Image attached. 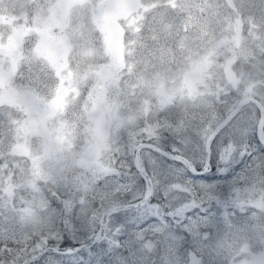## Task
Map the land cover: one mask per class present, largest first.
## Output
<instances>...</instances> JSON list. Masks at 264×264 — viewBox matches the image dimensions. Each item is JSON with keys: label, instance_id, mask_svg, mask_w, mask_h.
Wrapping results in <instances>:
<instances>
[{"label": "trees", "instance_id": "obj_1", "mask_svg": "<svg viewBox=\"0 0 264 264\" xmlns=\"http://www.w3.org/2000/svg\"><path fill=\"white\" fill-rule=\"evenodd\" d=\"M242 1L246 3L244 6H249L251 9L260 7L259 5L263 2V0ZM231 3L233 1L186 0L184 2V0H181L173 2V0H144V4L152 9L148 19L144 21L138 19L134 21L127 20L128 22H125L121 16L122 33L124 29L122 42H124L127 49L132 50L134 53L131 56H124L126 65L124 68L122 67L120 73L123 85L121 86L122 90L119 91V113L124 117V120H121L118 126L110 127L108 125L103 132V156L99 161L105 167L104 171L96 165L86 166L81 163L77 153H72L73 149L71 155H69L70 159L67 161V168H65L67 164L59 168H48L46 162L49 159L45 158L42 152H37V140L35 146L14 148V144H21L18 139V129L19 123L25 118L21 116L18 107L0 98V121L2 120L0 129L3 127L0 132V191H2L0 192V217H2L0 218V264H17L21 262L27 256L36 253V249L38 251L39 241L47 240L60 232L63 227L62 223L60 225L61 215H59L61 199H66L68 194L76 196L89 189V186L91 189L94 186L101 185L106 178L116 176V170L121 172L128 169L138 142L151 141L165 149L175 144L184 153L183 155L191 159L196 158L195 161L198 164L200 146L206 145L208 133L213 129L215 123L224 116L223 114H226L237 104L236 101L251 94L259 97L264 104V95L260 94V91L256 89L249 91L251 82L255 80L264 90V40L258 39L249 30L251 25H258L259 22L256 21L253 14L246 22V33L239 44H237L239 38L236 33L232 36L228 35L220 49H206L208 44L214 43V40L210 39L211 37L220 36L222 34H220V31L223 32V29L229 31V25L224 26V23H228L233 16L225 7L230 8L229 4ZM14 11H20V9ZM79 12L80 10L75 12V19H78ZM254 12L259 16L264 15L261 7L254 10ZM244 13L246 14V12ZM78 21H73L71 34L74 43L77 44L75 59L85 65L84 71H79L82 75H85L83 86V92H85L93 79L91 68L93 67L94 70L96 65H100V61H103L106 57V50L103 42L98 44L95 41L96 32L77 29ZM132 22L143 24L140 25V32L133 30V27L136 26H131ZM146 29L147 31H145ZM100 33L97 32L98 35L102 36ZM231 45L236 48L234 51L229 50ZM106 49H108V46H106ZM230 54L245 57V62L238 61L233 65V80H229L227 83L222 68L225 58ZM205 58L208 61L204 60ZM23 59L28 68L27 74L34 73L36 77L38 75L47 77V72L50 70L46 65L39 66L31 51L26 53ZM201 61L203 64L200 65ZM192 71L194 73L191 74ZM195 75L196 77L193 78ZM192 78L193 81L189 82ZM15 82L16 84L37 83L33 80H15ZM24 88L37 92V84ZM46 88L49 87L46 86ZM1 90L0 87V93ZM84 99L72 100L71 109L64 118L58 120L55 118L54 123L45 126H50V129L57 126L65 130L70 125L69 118L76 125L85 123L90 118L87 113L90 108L87 104H84ZM248 104L244 105L242 111L240 110L241 113L239 112L231 120V123L224 127L225 129L222 132L224 138H220V134H218L212 143L215 146V142L220 141L224 153L227 152L226 155H232L233 153L235 155L237 149L245 143L257 146L255 134L258 131L259 110L254 103L250 102ZM122 110L124 113H122ZM40 130L44 132V124L40 126ZM150 133H153V135H150ZM44 136L45 134L42 133L40 139ZM43 140L44 138L41 139V141ZM141 154L142 159H147L149 157L155 158L157 152L152 151L150 148H144L141 150ZM12 162L13 164H11ZM18 165L19 167H16ZM14 168L16 169L13 170ZM69 169L70 171H68ZM87 169H90V171H87ZM88 177L89 179H87ZM43 184L46 185V188L43 187ZM234 185L231 196L233 206L229 209L233 214L225 219H218L205 229L210 233V239L190 245L201 258L202 264H222L227 258L226 254L236 250L235 256L232 257L235 258L245 252V248L241 251V246L244 243L254 250L256 255L260 253L259 251L264 252V200L257 202L256 197L249 198L246 194L241 197L235 196L236 190L240 188L248 190L260 185L264 186V173L260 171L258 162L253 161L251 166L234 181ZM84 188L86 189L84 190ZM56 199L57 201H55ZM28 202L34 206L32 209L38 208L35 210L37 217L25 212V208L29 209ZM253 204L255 205L252 207ZM1 214L3 215L1 216ZM19 226L26 227V230L14 228ZM27 239L31 240L28 241ZM182 248L171 254L177 264H184L185 262L183 254L178 256ZM146 250H151L145 251V254H150L148 256L155 259L159 264L160 251L158 249ZM165 257L167 259L168 254H165ZM36 262L39 264L38 260H33L27 264H36Z\"/></svg>", "mask_w": 264, "mask_h": 264}, {"label": "snow or ice", "instance_id": "obj_2", "mask_svg": "<svg viewBox=\"0 0 264 264\" xmlns=\"http://www.w3.org/2000/svg\"><path fill=\"white\" fill-rule=\"evenodd\" d=\"M226 155L220 141L199 148L194 164L175 145L155 158H134L128 169L61 202L62 230L40 241L39 264H177L179 248L210 239L205 229L232 215L234 181L258 162L264 139ZM127 253V255H125ZM165 254H168L166 259Z\"/></svg>", "mask_w": 264, "mask_h": 264}, {"label": "rangeland", "instance_id": "obj_3", "mask_svg": "<svg viewBox=\"0 0 264 264\" xmlns=\"http://www.w3.org/2000/svg\"><path fill=\"white\" fill-rule=\"evenodd\" d=\"M60 1L62 0H49L47 3L48 5L37 12V21L31 19L29 20L27 17L13 18V15L10 13H7V17L10 18L9 20L6 21L0 19V87L2 89L0 98L3 101L22 105L27 110L26 116L23 115L25 119L19 123L18 139L21 141V144L26 146H35V141L37 140V152H42L44 157L49 159V161L46 162L48 168H59V166L63 167L64 164L66 165L68 161L67 158H69V155H71V150L73 149L72 153H78L77 155L81 163L84 162L83 164H86V166L96 165L99 168L104 169L103 164H101L99 161V159L103 156V132L108 125H110V127L118 126L121 120H124V117L119 113V91L120 89L122 90L121 86L123 85L120 73L122 67L124 68L126 65L124 56H131V54L134 53L132 50L130 51L127 49L124 45V42H122L123 39L121 24L120 22H115L113 16L119 9V4H121V6H128L127 4L131 2L132 9H135L134 5L137 3V0H104L103 11L107 14V19L100 21V23H96V21H94L95 16L93 15L96 10V7H94L89 21H78L76 26L77 29L96 32L95 41L98 44H102L103 42L106 50V57L103 61H100V65H96L94 70L93 67L91 68L93 79L89 83V86L87 87L88 89L85 92H83L85 75H82L79 72L84 71L85 65L84 63H80V61H76V56H73V71L62 70L57 73L49 71L47 72V77L42 75H38L36 77L34 73L27 74L28 68L26 67V63L19 62L22 61V59H20L23 53L21 50L22 38L28 42L32 41L33 46L31 48L35 49V42L37 41L36 43L38 44L42 38V43L52 44L43 48L45 53L49 50L48 56L52 63H54L56 59H62V54H60L59 58L56 57L57 53L55 52L54 48L51 47L56 42L65 38L70 39V37L67 35V31L61 29L60 26L55 28L54 23L47 22H54L53 19L50 18L51 8H54V6L51 7V4L58 5L60 4ZM177 1L181 0H173V2ZM225 1H233V3L229 4L230 8L225 7L233 16L228 23H224V26L229 25V31H227L228 29H223V32L226 34L220 31V34L222 33L220 36L217 35L216 38L211 37L210 39L214 40V43L208 44L206 49H220L228 38V35L232 36L236 33L239 38L237 40V44H239L246 33V22H248L251 14H253L254 18H256V21L259 22L258 25H251L249 30L255 35V37L264 40V15L261 14L259 16L254 12V10H258L260 7L262 12H264V0L259 5L260 7H254L252 9L249 6H244L246 3L242 0ZM139 2H141V0H139ZM184 2H186V0H184ZM143 6L145 5L142 4V7ZM142 11L143 10L141 7H139L138 14H141ZM244 12H246V14ZM29 16L34 17V15ZM122 18L125 20V22H128L127 20H132L125 14V12H123ZM137 19L139 21H144V13ZM20 21L26 22L19 25V31H17L16 26ZM36 25L37 29L41 30L42 33H37V36L32 35L31 33L22 35V38L18 37L17 34L23 31L30 32L36 27ZM130 25H135L136 27H133V30L140 32V25L142 26L143 24L141 22H132ZM8 27L14 28L15 30L12 32L6 31L5 29ZM104 27L106 28L107 34L104 36V38H102V36L98 35L97 32H100V29ZM72 29L73 25L71 26V30ZM145 31H147V29ZM106 46H108V49H106ZM235 49L236 48L233 47V45L229 46L230 51H234ZM38 52L41 51L38 50ZM123 53L125 54L123 55ZM244 58L245 57L242 56L238 57L236 54H230L225 58L223 62L222 73L224 74L227 83L229 80H233V65L238 61L245 62ZM204 60L208 61L207 58ZM201 63L203 64L202 61L200 62V65ZM15 70L18 71H16V74L14 75ZM192 73L194 72L192 71L191 74ZM195 77L196 75L193 78ZM15 80H33L37 81V83H25L17 85ZM189 82H192V80ZM35 84H37V92L35 94L30 92L27 88H24ZM250 85L251 87L249 91L256 89L260 91V94L262 93L264 95L263 88L259 86L256 80L251 82ZM46 86L51 89L49 90V88H46ZM79 98H85L84 104H87L90 108V110H87V113L91 119L88 118L85 123L76 125L74 121L69 118L70 125H68L65 130L58 128L56 123V127L52 129L49 128L50 126H45L46 124L54 123L55 118L57 120L64 118V106L67 105L69 100H78ZM237 112L235 115H238L240 110ZM122 113H124L123 110ZM43 124L44 132L40 130V126ZM221 130L223 132V127L215 134V136L220 134V138H224ZM42 133L45 134V136L42 137L44 138L43 141H41L42 138L40 139ZM14 148H19V146L15 145ZM79 154L82 155L80 156ZM66 167H68V164L65 166V168ZM116 173L119 174L120 172L116 170ZM243 194H246L249 198L256 197L257 202L259 200H264V186L260 185L256 188L248 190L245 188H240L235 192L236 197H241ZM28 205L29 209L25 208V212L31 216L37 217V212L32 209L34 206L30 205L29 202L27 206ZM254 205L255 204L251 206L253 207ZM23 227L14 228H18L20 230L26 229V227ZM244 248L245 252L235 258L232 257L235 256L234 254L237 252L236 250L232 253H227V258L222 264H253V262H255V264H264L263 251H259L260 253H257V257L256 253H254V250H252L249 246H246L245 243L241 246V251ZM33 255L38 257L41 255V253L38 250L36 253L27 256L24 260L17 264L22 263ZM198 260L199 259L197 255L192 253L188 264H196L198 263ZM31 261H33V259L28 260L25 264Z\"/></svg>", "mask_w": 264, "mask_h": 264}, {"label": "flooded vegetation", "instance_id": "obj_4", "mask_svg": "<svg viewBox=\"0 0 264 264\" xmlns=\"http://www.w3.org/2000/svg\"><path fill=\"white\" fill-rule=\"evenodd\" d=\"M48 2L49 0H37V1L36 0H18V1L0 0V19L6 20V21L9 20L10 18L7 17V13H10L13 15V18L14 17H27L29 20L31 19V20L37 21V12L43 7H46L48 5L47 4ZM141 2L143 5H146L144 4V0H141ZM141 2L137 0V3L134 5L135 9H132L131 2L127 4L128 6H121V4H119L118 5L119 9L113 16L114 21L121 22L122 21L121 16H123V12H125V14L129 16L132 20L142 16L143 13H144L145 19H148L152 12L149 11L147 7L145 6L142 7ZM103 5H104V0L102 1L62 0L60 1V4L58 5L51 4V7L54 6V8L53 9L51 8L50 18L53 19L54 22L47 21V20L45 21H47L48 23H54L55 28L57 26H60L61 29H64L67 31V35L70 37L72 36L71 26H72L73 21L75 20H80L83 22L89 21L90 15H92V10L94 7H96L95 12L93 13V15L95 16L94 21H96V23H100V21L107 19L108 16L103 11L104 10ZM139 7H141V9L143 10L141 14H138ZM15 9H20V11H14ZM79 10L80 12L77 15L78 19H75L74 14L76 11H79ZM29 15H34V17H30ZM25 22L26 21H20L19 24H17L16 26L17 27L16 30L19 31L18 26L21 24H24ZM5 30L12 32L15 29L8 27ZM102 31H103V35H106V30L102 29ZM31 33L32 35L37 36V33H42V32L41 30L37 29V25H36V27L32 29L30 32L23 31L17 35L18 37L22 38V35L31 34ZM70 39L65 38L53 44L51 48H54L55 52L57 53L56 57L59 58L60 54H62L61 56L62 59L61 60L56 59L54 63H52V61L50 60L48 56L49 50L45 53L43 49L44 47H48L49 45H52L51 43H42L43 39L41 38L40 42L38 44L36 43V46H35L36 49H35V48H31L30 45L26 43V40L25 39L23 40L22 38L21 50L23 53L20 59H22L23 61L24 60L23 57L25 56V54L31 51L33 56L37 59V64L39 66L46 65L49 70H54L56 72L62 71V70L71 71L73 68L72 65H73V46L74 44H73L71 37ZM38 50H40L41 52H38ZM67 68H70V69H67Z\"/></svg>", "mask_w": 264, "mask_h": 264}, {"label": "bare ground", "instance_id": "obj_5", "mask_svg": "<svg viewBox=\"0 0 264 264\" xmlns=\"http://www.w3.org/2000/svg\"><path fill=\"white\" fill-rule=\"evenodd\" d=\"M129 37H130V36H129ZM127 38H128V37H127ZM131 38H132V37H131ZM148 40H149V39H148ZM150 40H151V39H150ZM146 46H147V45H146ZM146 46H145V47H146ZM152 51H153V50H152ZM147 52H149V51H147ZM154 54H155V53H154ZM179 65H180V64H179ZM146 66H147V65H146ZM175 67H176V64H175ZM177 68H178V67H177ZM130 81H131V80H130ZM146 82H148V81H146ZM98 83H99V80H98ZM98 83H97V84H98ZM105 84H106V83H105ZM105 84H104V85H105ZM179 84H180V83H179ZM107 85H108V84H107ZM140 86H141V85H140ZM136 87H138V86H136ZM150 87H151V86H150ZM263 87H264V86H263ZM134 88H135V87H134ZM151 88H152V87H151ZM145 89H146V88H145ZM190 91H191V90H190ZM190 91H189V92H190ZM201 91H202V90H201ZM203 92H204V90H203ZM262 92H263V91H262ZM141 93H142V92H141ZM193 93H194V92H193ZM211 93H212V92H211ZM211 93H209V94H211ZM135 94H136V93H135ZM135 94H134V95H135ZM191 94H192V91H191ZM212 94H213V93H212ZM250 95H251V94H250ZM145 96H146V95H145ZM148 96H149V95H148ZM196 96H197V94H196ZM209 96H210V95H209ZM212 96H213V95H212ZM214 96H215V95H214ZM146 97H147V96H146ZM128 98H129V97H128ZM152 98H153V97H152ZM207 98H208V96H207ZM129 99H130V98H129ZM205 99H206V98H205ZM210 99H211V98H210ZM241 99H242V98H241ZM137 100H138V99H137ZM213 100H214V99H213ZM213 100H212V101H213ZM238 101H239V100H238ZM238 101H236V102H238ZM189 102H190V101H189ZM236 102H235V103H236ZM216 103H217V102H216ZM173 104H174V103H173ZM249 104H250V103H249ZM249 104H248V105H249ZM0 105H1V104H0ZM180 105H181V104H180ZM183 105H184V104H183ZM170 106H171V105H170ZM210 106H211V105H210ZM215 106H216V105H215ZM224 106H225V105H224ZM232 106H233V105H232ZM186 107H187V106H186ZM233 107H234V106H233ZM246 107H247V106H246ZM0 108H1V107H0ZM136 108H137V107H136ZM169 108H170V107H169ZM212 108H214V107H212ZM216 108H217V107H216ZM225 108H227V107H225ZM173 109H174V108H173ZM188 109H189V108H188ZM191 109H192V108H191ZM200 109H202V108H200ZM203 109H204V107H203ZM203 109H202V110H203ZM217 109H218V108H217ZM241 109H242V108H241ZM169 110H171V109H169ZM205 110H206V109H205ZM209 110H210V109H209ZM212 110H213V109H212ZM246 110H247V109H246ZM250 110H251V108H250ZM167 111H168V109H167ZM186 111H187V110H186ZM186 111H185V112H186ZM217 111H218V110H217ZM225 111H226V110H225ZM241 111H242V110H241ZM255 112H256V111H255ZM237 113H238V112H237ZM240 113H241V112H240ZM244 113H245V112H244ZM137 114H138V113H137ZM167 114H168V113H167ZM175 114H176V113H175ZM177 114H178V113H177ZM190 115H191V114H190ZM223 115H225V113H224ZM190 117H191V116H190ZM248 117H249V116H248ZM4 118H5V116H4ZM175 118H177V117H175ZM184 118H185V117H184ZM237 118H238V117H237ZM241 118H242V117H241ZM204 119H205V118H204ZM220 119H221V118H220ZM234 120H235V119H234ZM1 121H2V120H1ZM1 121H0V122H1ZM196 121H197V120H196ZM208 121H209V120H208ZM235 121H236V120H235ZM249 122H251V121H249ZM257 122H258V119H257ZM201 123H202V122H201ZM203 123H204V122H203ZM230 123H231V122H230ZM234 123H235V122H234ZM215 124H216V123H215ZM241 124H242V123H241ZM245 124H246V123H245ZM230 125H231V124H230ZM230 125H229V126H230ZM248 125H249V124H248ZM2 126H3V125H2ZM245 126H247V125H245ZM245 126H244V127H245ZM0 127H1V126H0ZM6 127H7V126H6ZM2 128H3V127H2ZM2 128H1V129H2ZM191 128H192V127H191ZM227 128H228V127H227ZM248 128H249V127H248ZM248 128H247V129H248ZM1 129H0V132L3 130V129H2V130H1ZM4 129H5V127H4ZM223 129H225V128L223 127ZM124 131H125V130H124ZM224 131H225V130H224ZM236 131H237V130H236ZM246 131H247V130H246ZM3 132H4V131H3ZM9 132H10V131H9ZM152 132H153V131H152ZM221 132H222V130H221ZM242 132H243V131H242ZM242 132H241V133H242ZM153 133H154V132H153ZM153 133H150V135H151V134L153 135ZM6 134H7V133H6ZM234 135H235V134H234ZM236 135H237V133H236ZM242 135H243V134H242ZM145 136H146V133H145ZM148 136H149V135H148ZM244 136H245V135H244ZM4 137H5V135H4ZM4 137H3V138H4ZM124 137H125V136H124ZM131 137L134 138L133 136H131ZM139 137H140V136H139ZM143 137H144V136H143ZM220 137H221V136H220ZM127 138H128V137H127ZM144 138L146 139V137H144ZM148 138H149V137H148ZM148 138H147V139H148ZM245 138H246V137H245ZM0 139H1V138H0ZM136 140H137V139H136ZM141 140H142V139H141ZM206 140H207V139H206ZM235 141H236V140H235ZM81 142H82V141H81ZM231 142H232V141H231ZM237 142H238V141H237ZM205 143H206V142H205ZM238 143H239V142H238ZM84 144H85V143H84ZM183 145H184V144H183ZM4 147H5V146H4ZM4 147H2V148H4ZM121 147H122V146H121ZM118 148H119V147H118ZM126 148H127V147H126ZM82 149H83V148H82ZM5 150H6V149H5ZM119 150H120V149H119ZM131 150H132V149H131ZM135 150H136V149H135ZM229 150H230V149H229ZM34 151H35V150H34ZM132 151L134 152V150H132ZM152 151H153V150H152ZM233 151H234V150H233ZM133 152H132V153H133ZM5 153H6V152H5ZM84 153H85V152H84ZM116 153H117V151H116ZM189 153H190V152H189ZM191 153H192V152H191ZM196 153H197V152H196ZM225 153H227V152H225ZM74 154H75V153H74ZM77 154H78V153H77ZM183 154H184V153H183ZM198 154H199V153H198ZM233 154H234V153H233ZM233 154H232V155H233ZM72 155H73V154H72ZM79 155L81 156L82 154H79ZM83 155H84V154H83ZM87 155H88V154H87ZM114 155H115V153H114ZM117 155H118V154H117ZM141 155H142V154H141ZM230 155H231V154H230ZM74 156H75V155H74ZM121 156H122V155H121ZM193 156H194V155H193ZM193 156H192V157H193ZM83 157H85V156H83ZM86 157H87V156H86ZM72 158H73V157H72ZM117 158H118V157H117ZM0 159H1V158H0ZM64 159H65V158H64ZM67 159L69 160L70 158H67ZM86 159H87V158H86ZM88 159H89V158H88ZM114 159H116V157H114ZM195 159H196V158H195ZM55 161H56V160H55ZM55 161H54V162H55ZM60 161H61V160H60ZM77 161H78V160H77ZM77 161H76V162H77ZM13 162H14V161H13ZM13 162H12L11 164H13ZM15 162H16V161H15ZM15 162H14V163H15ZM88 162H89V161H88ZM115 162H116V160H115ZM83 163H84V162H83ZM63 164H64V163H63ZM75 164H76V163H75ZM79 164H80V163H79ZM79 164H78V166H79ZM109 164H110V163H109ZM196 164H197V163H196ZM60 165H61V164H60ZM64 165H65V164H64ZM70 165H71V164H70ZM85 165H86V164H85ZM11 166H12V165H11ZM13 166H14V165H13ZM80 166H81V165H80ZM1 167H2V166H1ZM16 167H19V165L16 166ZM32 167H33V166H32ZM59 167H60V166H59ZM112 167H113V166H112ZM112 167H111V168H112ZM34 168H36V167L34 166ZM66 168H67V167H66ZM73 168H74V167H73ZM76 168H77V165H76ZM76 168H75V169H76ZM104 168H105V167H104ZM114 168H115V167H114ZM123 168H124V167H123ZM15 169H16V168H14L13 170H15ZM108 169H109V168H108ZM1 170H2V168H1ZM65 170H66V169H65ZM95 170H96V169H95ZM102 170H103V169H102ZM104 170H105V169H104ZM104 170H103V171H104ZM113 170H114V169H113ZM119 170H121V169H119ZM52 171H53V170H52ZM61 171H62V170H61ZM68 171H70V169H69ZM74 171H75V170H74ZM80 171H81V170H80ZM87 171H90V169H87ZM100 171H101V170H100ZM103 171H102V172H103ZM110 171H111V169H110ZM110 171H109V172H110ZM102 172H101V173H102ZM114 172H115V171H114ZM118 172H119V171H118ZM73 173H74V172H73ZM84 173H85V172H84ZM84 173H82V174H84ZM107 173H108V172H107ZM13 174H14V173H13ZM13 174H12V175H13ZM18 174H19V173H18ZM64 174H66V173H64ZM92 174H93V173H92ZM97 174H98V173H97ZM110 174H111V172H110ZM113 174H114V173H113ZM116 174H118V173H116ZM116 174H115V175H116ZM241 174H242V173H241ZM0 175H1V174H0ZM2 175H4V174H2ZM58 175H60V174H58ZM78 175H79V174H78ZM80 175H81V174H80ZM84 175H85V174H84ZM26 176H27V175H26ZM55 176H56V175H55ZM73 176H74V175H73ZM88 176H90V175H88ZM93 176H94V175H93ZM100 176H101V175H100ZM108 176H109V175H108ZM21 177H22V176H21ZM27 177H29V176H27ZM70 177H71V176H70ZM90 177H91V176H90ZM104 177H105V176H104ZM105 178H106V177H105ZM108 178H109V177H108ZM87 179H89V177H88ZM98 179H99V178H98ZM98 179H97V180H98ZM106 179H107V178H106ZM1 180H2V179H1ZM84 180H85V179H84ZM97 180H96V181H97ZM5 181H6V178H5ZM30 181H31V180H30ZM85 181H86V180H85ZM24 182H25V181H24ZM28 182H29V181H28ZM33 182H34V180H33ZM35 182H36V180H35ZM51 182H53V181H51ZM54 182H55V181H54ZM77 182H78V181H77ZM94 182H95V181H94ZM19 183H21V182H19ZM37 183H38V182H37ZM43 183H44V182H43ZM67 183H68V182H67ZM69 183H70V181H69ZM86 183H87V182H86ZM21 184H22V183H21ZM25 184H26V183H25ZM25 184H23V185H25ZM34 184H36V183H34ZM48 184H49V183H48ZM41 185H42V184H41ZM43 185H44V184H43ZM63 185H65V184H63ZM86 185H87V184H86ZM92 185H94V184H92ZM95 185H96V184H95ZM33 186H34V185H33ZM36 186H39V185H36ZM45 186H46V185H44L43 187H45ZM47 186H48V185H47ZM52 186H53V185H52ZM27 187H30V186H27ZM61 187H62V186H61ZM77 187H78V186H77ZM39 188H40V187H39ZM45 188H46V187H45ZM53 188H54V187H53ZM62 188H63V187H62ZM92 188H93V187H92ZM6 189H7V188H6ZM35 189H36V187H35ZM64 189H65V188H64ZM64 189H63V190H64ZM85 189H86V188H84V190H85ZM89 189H90V186H89ZM89 189H87V190H89ZM4 190H5V189H4ZM24 190H25V189H24ZM65 190H66V189H65ZM75 190H76V189H75ZM81 190H82V189H81ZM39 191H40V190H39ZM48 191H50V190L48 189ZM53 191H54V190H53ZM56 191H57V190H56ZM59 191H60V190H59ZM59 191H58V192H59ZM70 191H71V190H70ZM0 192H2V191H0ZM45 192H46V191H45ZM51 192H52V190H51ZM51 192H49V193H51ZM28 193H29V192H28ZM34 193H36V192H34ZM43 193H44V192H43ZM55 193H57V192H55ZM63 193H65V192L63 191ZM4 194H5V193H4ZM32 194H33V193H32ZM57 194H59V193H57ZM36 195H37V193H36ZM36 195H35V196H36ZM65 195H66V194H65ZM54 196H55V194H54ZM63 196H64V195H63ZM45 197H46V195H45ZM58 197H59V196H58ZM55 198H57V197H55ZM55 198H54V199H55ZM59 198L61 199V197H59ZM42 199H44V198H42ZM57 199H58V198H57ZM57 199H56L55 201H57ZM60 199H59V200H60ZM49 200H50V199H49ZM61 200H62V201H65V199H64V200L61 199ZM53 201H54V200H53ZM37 202H39V201H37ZM58 202H59V201H58ZM52 203H53V202H52ZM48 205H49V204H48ZM59 205H60V203H59ZM43 207H44V206H43ZM45 207H46V206H45ZM14 208H15V207H14ZM46 208H47V207H46ZM0 209H1V208H0ZM37 209H38V208H35V210H37ZM39 209H40V208H39ZM47 209H48V208H47ZM31 210H32V209H31ZM41 210H42V209H41ZM53 210H54V209H53ZM48 212H50V211H48ZM4 213H5V212H4ZM6 213H7V212H6ZM50 213H51V212H50ZM52 213H53V212H52ZM19 214H20V213H19ZM42 214H43V213H42ZM2 215H3V214H1V216H2ZM17 215H18V214H17ZM47 215H48V214H47ZM59 215H60V214H59ZM59 215H58V216H59ZM43 216H44V215H43ZM51 216H53V215H51ZM44 217H46V216H44ZM47 217H48V216H47ZM0 218H2V217H0ZM38 218H39V217H38ZM55 218H56V217H55ZM59 218H60V217H59ZM17 219H18V218H17ZM20 219H21V218H20ZM24 219H25V218H24ZM53 219H54V218H53ZM53 219H52V220H53ZM8 220H9V219H8ZM46 220H47V219H46ZM49 220H50V218H49ZM54 220H55V219H54ZM11 221H12V220H11ZM14 221H15V220H14ZM47 221H48V220H47ZM47 221H46V222H47ZM7 222H9V221H7ZM12 222H13V221H12ZM12 222H11V223H12ZM43 222H44V221H43ZM49 222H50V221H49ZM57 222H59V221L57 220ZM51 223H52V222H51ZM1 224H2V223H1ZM48 224H49V223H48ZM2 225H3V224H2ZM21 225H22V224H21ZM45 225H46V224H45ZM49 225H50V224H49ZM56 225H57V224H56ZM60 225H61V222H60ZM26 226H27V225H26ZM50 226H51V225H50ZM58 226H59V225H58ZM3 227H4V226H3ZM19 227H20V226H19ZM42 227H44V226H42ZM61 227H62V226H61ZM20 228H21V227H20ZM23 228H24V227H23ZM42 229H43V228H42ZM56 229H57V228H56ZM59 229H60V228H59ZM25 230H26V229H25ZM29 230H30V229H29ZM57 230H58V229H57ZM60 230H61V229H60ZM34 231H35V230H34ZM34 231H33V232H34ZM42 231H43V230H42ZM42 231H41V232H42ZM22 232H23V231H22ZM44 232H45V231H44ZM24 233H25V231H24ZM29 233H30V232H29ZM29 233H28V234H29ZM45 233H46V232H45ZM28 234H27V235H28ZM31 234H32V233H31ZM15 235H16V234H15ZM20 235H21V234H20ZM20 235H18V236H20ZM27 235H26V236H27ZM48 235H49V234H48ZM12 236H13V235H12ZM16 236H17V235H16ZM33 236H34V235H33ZM40 237H41V236H40ZM42 237H43V236H42ZM42 237H41V238H42ZM24 238H25V237H24ZM35 238H36V237H35ZM43 238H45V237H43ZM15 239H16V238H15ZM18 240H19V239H18ZM21 240H22V238H21ZM27 240H28V239H27ZM27 240H26V241H27ZM29 240H31V239H29ZM29 240H28V241H29ZM36 240H37V239H36ZM23 242H24V241H23ZM34 242H35V241H34ZM39 243H40V241H39ZM36 244H37V243H36ZM27 246H28V245H27ZM34 246H37V245H34ZM29 247H30V246H29ZM27 248H28V247H27ZM32 248H33V247H32ZM32 248H31V249H32ZM37 248H38V247H37ZM31 249H30V250H31ZM36 252H37V249H36ZM30 254H31V253H30ZM148 255H150V254H148ZM36 264H37V262H36Z\"/></svg>", "mask_w": 264, "mask_h": 264}, {"label": "water", "instance_id": "obj_6", "mask_svg": "<svg viewBox=\"0 0 264 264\" xmlns=\"http://www.w3.org/2000/svg\"><path fill=\"white\" fill-rule=\"evenodd\" d=\"M248 100H251L253 102H255L257 104V106H259V108L261 109L262 111V122L264 121V109L261 107V104H260V101L254 97V96H250V97H247L246 99L242 100L241 102H239L233 109H231L216 125L215 127L213 128V130L210 132L209 134V138H208V144L209 142L213 139V137L215 136V134L219 131L220 128H222L228 121L229 119L238 111V109L240 108V106L248 101ZM261 122V124H262ZM260 135L262 136V139H264L263 137V130H262V125L260 126ZM207 144V145H208ZM143 147H150L154 150H159V151H164L165 149L161 148L160 146H158L157 144H154V143H151V142H142L138 145L137 147V151H136V154H135V158L136 157H139L141 158L140 156V150L141 148ZM37 256L36 255H33L31 256L30 258L26 259L25 261H23L22 263L20 264H25L28 260H31V259H34L36 258Z\"/></svg>", "mask_w": 264, "mask_h": 264}]
</instances>
